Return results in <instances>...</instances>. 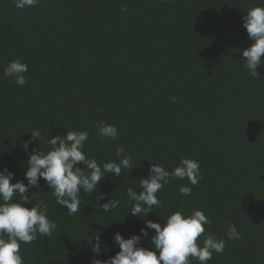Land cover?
Segmentation results:
<instances>
[{"label":"trees","instance_id":"trees-1","mask_svg":"<svg viewBox=\"0 0 264 264\" xmlns=\"http://www.w3.org/2000/svg\"><path fill=\"white\" fill-rule=\"evenodd\" d=\"M258 5L264 6L261 0H39L21 10L0 0V169L14 173L12 183L27 184L29 154L47 152L50 136L68 130L89 132L84 151L98 164L116 160L122 146L133 167L119 178L108 174L97 192L81 190L72 215L43 179L30 188L32 203L35 193L58 227L51 237L21 244L25 264L105 260L119 251L114 233L127 239L145 219L163 223L175 211L193 210L212 220L205 234L226 240L207 264H264V66L252 77L241 55L253 43L242 17ZM17 58L28 65L22 87L3 75ZM101 120L118 128V141L98 135ZM34 129L43 142L33 141ZM181 158L199 161V183L172 179L157 193L161 207L144 219L129 213L127 188L139 193L153 162L171 171ZM182 185L192 188L190 196L180 195ZM112 197L119 206L103 212L100 205ZM229 224L240 239H227ZM154 234L149 230L141 246L151 249ZM97 236L98 256L89 243Z\"/></svg>","mask_w":264,"mask_h":264},{"label":"clouds","instance_id":"clouds-1","mask_svg":"<svg viewBox=\"0 0 264 264\" xmlns=\"http://www.w3.org/2000/svg\"><path fill=\"white\" fill-rule=\"evenodd\" d=\"M17 9L31 8L38 5L39 0H12ZM264 5V0H261ZM121 12L127 11V5L121 4ZM243 27L253 43L244 49L241 55L246 58L244 65L252 77L258 78L257 69L264 66V6H255L242 17ZM28 65L19 58L10 61L4 68L5 77L14 78L17 86L27 83L26 73ZM175 102L176 97L173 96ZM96 127L101 138L119 140V130L114 124L103 120L97 121ZM33 141L39 138L40 143L45 137L40 129L31 131ZM88 131H67L64 136H50L47 140L49 150L36 149L29 154L27 170L23 180L12 183L14 173L7 167L0 169V264H25L21 255V244H30L43 237H51L58 225L48 216V204L44 200H36L35 193L32 203L28 192L30 188L39 186L43 179L51 189L56 204L65 206L69 215L79 211L82 202L81 190L85 194L97 192L99 183L112 174L120 177L123 169H133L132 157L122 146L115 149L116 160L98 164L95 158H90L85 153V142L89 139ZM27 147V145H26ZM78 165H83L80 167ZM148 178H140L137 193L133 187L127 188L128 199L133 203L129 213L141 219L153 212V207H161L157 193L167 185L170 180L187 179L189 184L195 186L202 179L199 161L181 158L177 167L171 171L166 170L158 163H152ZM180 195L190 196L192 188L182 185ZM98 199H104V194L99 193ZM32 204L31 207L25 205ZM120 201L113 197L100 205L103 212H110L117 208ZM128 213V214H129ZM212 220L203 210H193L191 214L175 211L163 223L145 219V227L139 234H133L125 239L120 232L114 233L113 239L119 251L105 260L93 259L92 264H191L190 258L207 264L212 259L213 253L222 254L226 240L219 239L214 233L205 234V225H211ZM149 230H155L150 237L152 248L141 246V241L149 238ZM227 239H240V233L235 224H229L226 233ZM203 237L202 240L198 238ZM96 243L92 244L95 255L101 252L99 236Z\"/></svg>","mask_w":264,"mask_h":264}]
</instances>
